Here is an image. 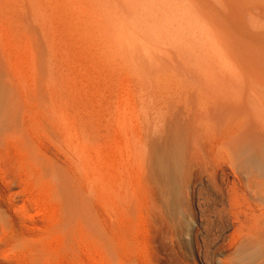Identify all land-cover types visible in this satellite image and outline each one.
I'll use <instances>...</instances> for the list:
<instances>
[{"label": "rangeland", "instance_id": "rangeland-1", "mask_svg": "<svg viewBox=\"0 0 264 264\" xmlns=\"http://www.w3.org/2000/svg\"><path fill=\"white\" fill-rule=\"evenodd\" d=\"M253 1L0 0V264L249 263L231 258L229 230L217 238L220 228L209 226L216 201L197 169L177 214L162 222L152 209L145 222L141 106L162 83L200 86L212 98L260 94L264 17ZM177 5L191 26L166 23L165 11ZM121 27L129 33L122 41ZM59 110L85 133L77 150L62 134ZM113 155L129 158L123 183ZM97 156L108 181L100 201L92 194Z\"/></svg>", "mask_w": 264, "mask_h": 264}, {"label": "bare ground", "instance_id": "bare-ground-1", "mask_svg": "<svg viewBox=\"0 0 264 264\" xmlns=\"http://www.w3.org/2000/svg\"><path fill=\"white\" fill-rule=\"evenodd\" d=\"M253 2L256 14L264 17V0H254ZM95 17L98 20V16ZM116 33L115 36H118L117 38L121 41L125 40L126 35L129 34L125 33L124 27L117 29ZM184 84L162 83L157 86L154 84V90L148 88L152 92L147 91L148 89L144 90L150 92L144 96L141 106L145 122V139L143 137L142 151L148 165L147 181L145 180L147 188L145 191V222L150 221L153 214L152 209L156 210V217L162 222L166 221V216H173L179 211L182 192H185L188 187V176L192 172L191 170L197 169L216 201V207L211 215L212 220L207 217V222L210 224L209 226L215 225L220 228V235H216L217 238L223 235L222 231L229 230V234L223 239L231 249V258L235 260V263L243 261L250 264L260 261L259 264H264V100H262V98L264 99V94H262L264 89L260 94H256L253 87L254 94L252 93L253 97L250 99L256 96L255 100L248 99L247 95L246 98L242 95L239 96L237 93L235 96L231 95L232 97L230 95L228 97L224 95V97L221 95L222 92L220 95L223 97H219L220 95L216 97L213 94L212 98L208 93L201 94L200 89H197L200 86L196 88V85ZM154 86L151 87L154 88ZM261 87L264 88V86ZM250 89L249 91L253 92L252 87ZM236 91L239 90L236 89ZM240 91L242 92V90ZM245 92H247L246 89ZM247 94L251 96V93ZM257 95L261 97V100ZM62 110L56 111L58 115L56 113L54 116H58L56 119L63 126L59 127L63 128L62 134L65 139H68L69 142H67L69 145L71 144V149L77 150L78 145L76 146V144L79 142L77 140L79 138L76 139V137L83 133L71 129L70 126L74 123L71 124V120L70 123L68 122L66 113L64 114ZM152 126H158V129ZM73 132H77V134L75 135ZM166 135L168 138L166 139L169 141L168 145L165 143ZM76 141L78 142L76 143ZM133 151L136 152L134 149ZM144 154L142 153V155ZM76 155L73 154L74 157ZM125 155H127L126 152ZM87 156L89 157V155ZM113 156L115 158L111 162L112 168H115L114 173L117 171L116 176L120 177L121 175L120 179L123 183L128 177L125 174L128 173L129 158L120 159L122 158L120 155ZM99 157L97 156L94 164L92 163L94 178H91L95 179L93 187L95 192L90 191L92 194L94 193L98 201L101 200L100 193L103 188L101 180L106 179L102 178V164ZM90 168L88 169L91 170L92 168ZM109 175L111 178L110 173ZM93 179H89L87 182L91 184L90 181ZM105 181L108 183L107 180ZM126 184L120 185L123 191L120 190L121 193H119L121 196L125 195L123 200L129 198L132 201L133 197L126 198ZM119 193L117 192L116 195ZM151 194L156 195L155 200L152 199V203L150 202ZM129 200L128 203H130ZM128 206H131V203ZM169 220L167 223L171 224L172 221ZM203 253L210 255L208 249H204Z\"/></svg>", "mask_w": 264, "mask_h": 264}, {"label": "clouds", "instance_id": "clouds-1", "mask_svg": "<svg viewBox=\"0 0 264 264\" xmlns=\"http://www.w3.org/2000/svg\"><path fill=\"white\" fill-rule=\"evenodd\" d=\"M164 15L166 23L173 27L191 26L193 24L186 9L179 5L167 9Z\"/></svg>", "mask_w": 264, "mask_h": 264}]
</instances>
